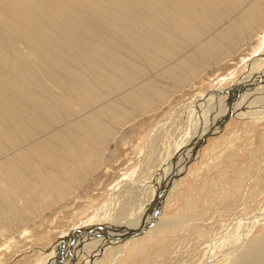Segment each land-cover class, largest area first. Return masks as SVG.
I'll return each instance as SVG.
<instances>
[{
    "label": "bare ground",
    "instance_id": "bare-ground-1",
    "mask_svg": "<svg viewBox=\"0 0 264 264\" xmlns=\"http://www.w3.org/2000/svg\"><path fill=\"white\" fill-rule=\"evenodd\" d=\"M259 47L264 0H0V264H120L130 245L140 264H200L184 249L188 231L211 242L200 221L231 195L206 184L184 211L163 214L209 139L234 121L244 126L208 170L243 178L234 145L264 119ZM248 51L246 70L195 92ZM253 225L233 235L225 225L220 264H264Z\"/></svg>",
    "mask_w": 264,
    "mask_h": 264
},
{
    "label": "rangeland",
    "instance_id": "rangeland-1",
    "mask_svg": "<svg viewBox=\"0 0 264 264\" xmlns=\"http://www.w3.org/2000/svg\"><path fill=\"white\" fill-rule=\"evenodd\" d=\"M259 48L260 50H262L264 47L263 48L259 47ZM258 53H260V51H258ZM247 55L248 56H245V59L243 60L244 62L235 61L236 66L235 68L232 69L231 73L229 72L230 73L229 76L227 74L221 75L223 74L222 70L218 71L217 74L214 73L213 75L207 76L206 81L204 83H199L195 86V89H196L195 92L201 91L202 88L203 90L210 89V88H213V86L215 88L216 87L220 88L227 81L229 82L231 77L236 76L238 72H241L243 69H245L248 65V62L253 58L252 56L253 54L251 52H249V54ZM243 122L244 121L231 122L224 131L214 135L212 139L211 138L209 139L207 146L204 148V150L199 155V157L196 159V161L190 165L186 175H184L183 177L179 179L181 183L179 182L177 185L178 188L176 187L172 191L173 193H171L169 197L170 199L167 203L168 205H166L165 207V211L163 215L170 216L168 218L173 217V215H176L177 212L184 211L186 208H188L187 202L189 200L194 201V202L198 200L201 192L205 190L203 189V186L206 184H210L211 186L210 188L215 187L214 188L215 190H219L221 192H225L231 195V199L229 200V203L231 206L229 208L219 209L218 207V209H216L214 208L215 206H210L211 209L209 210V212L212 214L209 213L210 215L208 219L206 218L205 221H200L201 224H205L206 226V229L203 230V231H207L206 236H209L210 240L213 239L211 242L216 243L214 247L212 248L209 247V244L211 243L210 241L205 243V240H203L202 242H199L200 244L198 243L197 240L199 239L196 237L197 236L196 231H195L196 227L193 230L188 231L189 233L191 232V235H190V239H187V241H189L191 245L190 244L188 245L186 241V244L184 245L185 247L184 249L191 250L190 251L191 261L195 260L194 262H196L197 260H199V257H200V262L202 261L201 263H204L208 259V257L213 256L211 258L212 260H214L213 263L217 260L218 264H220L221 259L223 257L222 253L225 250L226 244H227L226 243V244L221 245L223 239H225V237H221L222 236L221 232L223 233L225 231V227L227 225H228L226 228L227 231H225L226 235H228L229 233L233 231L242 233L248 228H251V226L254 223L256 224L253 225V230H254L253 234H259L261 231L264 232V218H263L264 215H260L257 219L254 218V215H257L258 212L260 211L262 212V210H264V176L263 177L260 176L261 174L260 171H262L263 169L262 166L264 165V146L262 144V136L260 135L261 133H264V124H263L264 119H261L258 122H255L256 126L255 128H253L254 130H252V132H250L247 135L243 134L241 139L237 141V143L234 145L235 147H237L236 149H238L237 150L238 155L240 154L238 157L236 156V161L238 164H240L241 170L245 171V173L242 174L244 175L243 178H240L239 173L237 172L235 173L234 170L232 169V171L228 172V175L222 176V180L219 181L217 172L216 171L211 172L208 170L209 164L211 165V163L221 160L223 155H225L226 149L224 148V145H225V140L227 139L226 137L230 136L232 133V130H234L235 128L243 127L244 126ZM227 131H229V134L228 133L224 134ZM251 148H253L254 150L259 149V155L254 156L255 154H253L252 156V154L249 151V149ZM222 166L224 165L222 164ZM197 174L199 176H197ZM106 193L109 194L106 197V200H110V198H112L110 194L111 191H108ZM104 203L105 201L103 202V204ZM112 210L110 211L111 213L109 215V218L113 216L112 212L113 214L115 212V210L114 211ZM101 211H103V209H100V212ZM238 218L242 219L241 221V223L243 222L242 224L240 223L238 225L237 223L239 220ZM98 219L99 218L96 217V221L94 223H97ZM254 220H257V221H254ZM59 230L61 229L59 228L51 229L52 236L55 237V235L59 232ZM43 234L44 233H42L41 235ZM175 235L176 237H178L177 235L179 234L177 233ZM230 235H233V234L231 233ZM187 237L188 236H186V238ZM194 237L196 238L194 239ZM175 244L176 242L173 245ZM30 246L32 247L30 248ZM30 246L28 249L32 250L34 245H30ZM131 249H132V245L125 248V250L122 252L123 256H122V259L120 260L121 263L119 262L120 264H126L125 262H127V264H140L141 263L142 261L141 259L143 257L141 255L134 256V257L131 255V260L128 258L130 254L129 252ZM214 249L215 251H213ZM151 252L150 253L152 255L153 253H155V251H151ZM199 252H200V255H199ZM204 254H207V255H204ZM84 256H85L84 254L80 255L81 261L84 260ZM167 259L164 258L162 260H156L153 264H177V263L185 264L187 263V261L181 263L177 261L176 258L175 259L167 258ZM33 260H35V257L31 258V261ZM217 262H215L214 264H216Z\"/></svg>",
    "mask_w": 264,
    "mask_h": 264
}]
</instances>
